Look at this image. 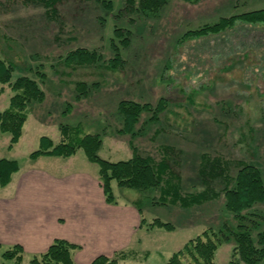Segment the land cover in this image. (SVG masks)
Listing matches in <instances>:
<instances>
[{
  "label": "rangeland",
  "instance_id": "1",
  "mask_svg": "<svg viewBox=\"0 0 264 264\" xmlns=\"http://www.w3.org/2000/svg\"><path fill=\"white\" fill-rule=\"evenodd\" d=\"M105 1L111 2V10L106 11L101 0H63L51 15L40 3L0 0V57L16 68L13 79L35 78L34 71L45 74L40 83L45 100L30 104L22 138L12 151L0 150V159L16 160L25 168L41 136L57 143L62 139L60 125H69L78 126L84 135L99 134L98 155L111 162L129 159L132 148L158 161L161 146L173 147L181 153L174 156L172 168L181 178L182 194L201 192L208 184L216 192L223 188L219 180H200L201 155L256 164L264 177V28L257 32L262 40L253 45L255 32L250 27L202 39L183 38L220 18L264 8V0H169L156 15L148 16L122 11L126 0ZM114 29L121 31V39H128L126 48ZM112 42L122 58L117 68L109 63L115 53ZM76 49L95 51L101 62L81 66L65 60ZM78 82L88 88L77 100ZM5 88L1 111L11 95ZM160 99L166 100V106L159 120L144 124L149 115L142 114L136 126L142 130L132 139L118 132L120 101L156 106ZM73 159L69 169L98 175V166L88 162L81 149ZM235 172L232 166L230 176ZM112 189L119 210L133 207L146 223L158 219L175 226L174 232L147 231L139 229V221L136 236L121 250L131 251L130 258L117 264H165L204 230L217 231L233 223L222 194L185 210L159 205L157 190L141 192L115 183ZM254 211L264 214V203L254 206ZM260 228L264 230V225ZM232 246L220 245L216 264H229ZM5 250L0 249V264H14L2 259ZM80 255L76 250L73 257ZM31 258L23 253V264Z\"/></svg>",
  "mask_w": 264,
  "mask_h": 264
},
{
  "label": "trees",
  "instance_id": "2",
  "mask_svg": "<svg viewBox=\"0 0 264 264\" xmlns=\"http://www.w3.org/2000/svg\"><path fill=\"white\" fill-rule=\"evenodd\" d=\"M28 3L42 4L50 14H55V6L63 0H24ZM88 1V0H78ZM169 0H126L122 11L127 13L138 12L141 15H156L166 6ZM195 3L198 0H181ZM101 5L106 11L112 9L110 1L101 0ZM238 27H250L254 31L250 43L260 42L264 28V8L247 11L238 15L220 18L211 24H205L197 29L188 31L183 38L202 39L209 36H217L227 31L238 30ZM238 28V29H237ZM121 31L114 29L116 38ZM259 37V38H258ZM121 45L126 48L128 39H121ZM245 44V43H244ZM114 49V58L109 61L111 66L119 67L122 58L118 47L111 43ZM65 60L81 66H91L101 62L100 56L95 51L76 49L69 52ZM39 70V68L37 67ZM16 68L0 57V96L5 91V86L11 95L6 108L0 111V132L10 136L8 150L16 145L22 135L23 126L28 118L30 104H41L45 100V94L40 83L44 81L45 74L34 71L33 76L20 75L13 79ZM29 72H32L29 69ZM37 79L39 81H37ZM76 99L84 95L88 86L86 83L76 84ZM166 100L160 99L156 106L149 103H139L131 100H122L117 104V114L121 118V135L135 138L141 132L136 129L142 114L149 115L144 122L159 120V115L164 112ZM61 140L53 142L47 136L39 138L38 151L31 155L34 159L39 155L46 157L70 158L82 150L88 162L98 166V180L107 203L116 204L112 184L118 187H126L141 192L158 191L156 202L159 205L178 206L181 209L200 207L205 203L218 199L222 194L224 210L231 215L233 223L224 224L217 231L206 229L195 238L188 240L181 249L173 253L165 264H216V252L222 243H232L231 259L229 264H264V214L254 211V206L264 203V177L261 168L252 163L237 161L235 163L223 161L220 158H210L201 155L198 176L202 182L219 180L223 186L221 192H216L208 184L205 190L194 194L181 193V178L172 168L174 156L181 155L171 146H161V158L155 161L150 156L143 155L136 148L131 149V157L127 160L111 162L98 155L102 145L99 134H82L78 126L60 125ZM235 167V175L230 176L231 167ZM19 170L16 160L0 159V188L7 186L12 176ZM140 215L139 229L145 227L147 231L155 228L166 232H174L175 226L171 223L155 219L146 223ZM80 247L63 239H55L47 250L39 255H33L29 264H75L73 252ZM3 260L21 264L23 250L19 245H13L2 253ZM131 251H121L107 261L104 258H96L90 264H117L119 261L128 260Z\"/></svg>",
  "mask_w": 264,
  "mask_h": 264
},
{
  "label": "crops",
  "instance_id": "3",
  "mask_svg": "<svg viewBox=\"0 0 264 264\" xmlns=\"http://www.w3.org/2000/svg\"><path fill=\"white\" fill-rule=\"evenodd\" d=\"M5 135L0 132L1 151L8 150L10 137ZM37 151L30 153V165H19L10 183L0 188V249L19 245L24 255L33 256L63 239L80 247L83 255L73 257L75 264H90L96 258L109 261L129 245L125 241L138 232V211L107 203L98 175L69 169L76 155L32 159Z\"/></svg>",
  "mask_w": 264,
  "mask_h": 264
}]
</instances>
